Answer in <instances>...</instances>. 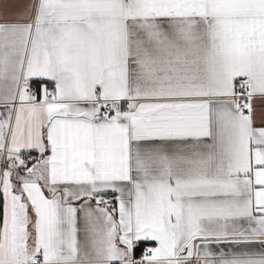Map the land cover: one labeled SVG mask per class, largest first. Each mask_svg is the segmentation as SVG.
Wrapping results in <instances>:
<instances>
[{"label":"snow or ice","instance_id":"obj_1","mask_svg":"<svg viewBox=\"0 0 264 264\" xmlns=\"http://www.w3.org/2000/svg\"><path fill=\"white\" fill-rule=\"evenodd\" d=\"M0 264H264V0H0Z\"/></svg>","mask_w":264,"mask_h":264}]
</instances>
